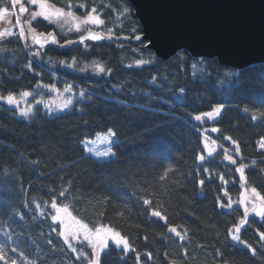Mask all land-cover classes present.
I'll use <instances>...</instances> for the list:
<instances>
[{"label": "trees", "instance_id": "1", "mask_svg": "<svg viewBox=\"0 0 264 264\" xmlns=\"http://www.w3.org/2000/svg\"><path fill=\"white\" fill-rule=\"evenodd\" d=\"M21 2L29 6V0ZM47 2L82 19L96 8L105 24L88 26L109 35L125 37L133 28L142 33L127 0ZM124 7L129 14L122 15ZM0 8L17 10L11 0H0ZM23 16L37 31L54 32L59 44L39 50L41 59L35 61L17 36L0 40V94L69 82L74 103L59 113L38 107L22 117L16 107L0 102V245L6 256L17 264H88L89 248L76 245L78 251L72 252L59 236L60 223L51 220L55 200L88 228L110 227L128 238L132 251L110 245L101 264H264V218L231 233L244 213L220 206V200L227 202L225 192L230 197L242 193L235 171L240 164L246 166L244 183L264 196V150L259 147L264 63L235 69L185 50L163 60L145 41L65 44L78 34H65L41 17L29 22V13ZM137 59L149 63L136 65ZM72 60L77 69L97 61L111 72L92 75L62 67L61 62ZM218 105L223 108L217 117L194 120ZM109 128L117 137L114 158L87 154L84 140ZM227 136L237 142L239 153ZM223 148L235 164L225 159ZM234 234L240 241L232 239Z\"/></svg>", "mask_w": 264, "mask_h": 264}, {"label": "water", "instance_id": "2", "mask_svg": "<svg viewBox=\"0 0 264 264\" xmlns=\"http://www.w3.org/2000/svg\"><path fill=\"white\" fill-rule=\"evenodd\" d=\"M128 1L141 23L140 35L147 42L146 47L163 60L186 50L192 57L216 58L223 66L237 69L264 62V0ZM32 29L35 28H27L30 41L33 42L34 35L39 38L43 34L49 41L43 47L56 44L51 42L49 34ZM95 32L105 37L100 41L109 39V35ZM83 35L87 36L88 31ZM110 36L123 40V37ZM73 43L79 44V39ZM34 45L43 48L40 44ZM250 197L255 202L253 208L264 207L259 197L254 194ZM252 209L239 221L241 230L248 228L251 219L263 218Z\"/></svg>", "mask_w": 264, "mask_h": 264}, {"label": "snow or ice", "instance_id": "3", "mask_svg": "<svg viewBox=\"0 0 264 264\" xmlns=\"http://www.w3.org/2000/svg\"><path fill=\"white\" fill-rule=\"evenodd\" d=\"M30 3L32 5H39V11H34L31 13V19L34 21L36 20L37 17H41L47 21H63L64 23H68L71 21H75L74 27L76 30H80L81 25H104L105 21L103 19H101V16L99 14H97V9L96 8H92L91 11H89L87 13V15L83 18L80 19L79 17H77L75 15V13L71 10L65 11L64 8L61 7H56L55 5L49 4L47 2V0H30ZM17 4H20V0H11V6L13 8H15L17 6ZM71 7V6H70ZM80 7H83V5H80ZM110 7V6H109ZM119 10V9H118ZM26 11V8L23 4H20L19 6V12L20 13H24ZM130 13V9L127 7H124L122 9V15H127ZM9 14V9L8 8H0V20H4L6 19L7 15ZM16 24L20 25L21 24V20L19 18V16L16 17ZM61 28L63 27V24L60 25ZM32 31L34 32L35 29H32ZM88 31V35L84 36L81 35L79 38V42L80 43H84L86 40H91V41H100L102 39H104L105 37H103L100 33H97L95 31H92L91 29H87ZM111 29L108 30L109 33H111ZM139 29L138 28H133L130 32V34L128 36L123 37L122 39L124 41H135L139 44H143V37L138 34L139 33ZM14 31L12 29L9 28H5L3 31H0V38L3 37H12L14 35ZM49 36L51 37V42L52 43H57V37L55 34L53 33H49ZM19 37L20 38H24L25 37V30L23 27H20V31H19ZM107 38L111 39V36L109 35ZM33 42L35 44H40L41 47L44 46V44L48 43V38L44 37L43 34H41V36L38 38L37 36H33L32 37ZM73 43V41L68 40L66 41V44H71ZM135 51V50H133ZM141 51H143V49H141ZM64 63V62H61ZM149 61H145L143 59H137L135 61L136 65H145L148 64ZM68 67H72V65H68ZM88 67V65H85V69ZM92 71L93 73H97V74H103V73H110L111 69H106V67L104 66V64L102 62H97V61H93L92 62ZM129 67H131V65H129ZM193 68L196 67L195 64L192 65ZM85 69H81V71H84ZM155 80V77L153 78ZM45 87H52L54 91H58L57 89L54 88V86H50V85H45ZM73 85H68V87L65 89L66 92L71 91ZM32 93H30L29 91H23L22 93H20L21 98H27L29 96H31ZM86 94L85 92L81 91L80 92V96L84 97ZM0 101H6L8 105H16L17 107L19 106V100L16 98V95L14 93L9 92L6 96L4 95H0ZM41 104H43V107L45 109H50V105L47 103H44L42 100L41 101H37L36 102V107L38 108ZM73 104V100L69 97L64 103H62L59 107L60 108H67L69 105ZM223 108V105H218L216 107H214L212 110L210 111H205L202 112L200 114H197L194 116V120L197 122L202 121L203 119L207 118V119H212L217 117L220 113H221V109ZM33 111V107L31 105H29L27 108H22L20 109V115L22 116H29V114ZM245 111H247V109H245ZM262 115H264V113H262ZM256 117L254 116L253 119H255ZM212 132H216L217 128L213 127ZM116 135V133L112 130V129H107L106 135H104L103 139L106 141H109L112 139V137H114ZM224 139L229 140L232 142L233 145H236L235 147V152L239 153L240 152V147L237 144V142L235 140H232V137L227 136L224 137ZM259 147L261 150H264V137H261L259 140ZM89 151H91L92 149H88ZM111 151V148L108 150ZM97 155H101V153H97ZM103 155H108V152H104ZM201 160L204 159L203 156L200 157ZM225 159L227 161H230L231 163L235 164L236 161L233 159V155H230L227 153V150H225ZM253 163H255V161H253ZM245 165L244 164H240L239 167H237L235 169V171L237 173L240 174V180L243 182L245 180ZM221 180H223V177H221ZM205 183L204 180H200L199 184L203 185ZM252 194H254L255 196L259 197V199L261 201H264V196H261L260 193L257 192V189L255 187H253L251 189ZM225 196H227V192L224 193ZM61 196H64V193H61ZM143 203L145 205H149V201L148 200H144ZM239 203L244 204L245 203V199L242 198ZM221 207H224L225 205L220 204ZM228 208L232 207V203L229 202L227 204ZM51 208L56 210L55 215L51 216V220L52 221H61V224L58 225L59 227H61V230L59 232V236L64 238L65 243H68L69 238L71 237V239H79V232H72L70 233L68 231V225H65L63 223L62 217L60 215V213H68V209L67 207H59L58 204L56 203L55 200L52 201L51 204ZM248 211L249 209L246 207L245 211H244V216L245 218L248 215ZM252 211H256L257 215L260 217H264V207H260L259 209L253 208ZM70 215V214H69ZM153 216L155 217H161V213L159 211H154L152 213ZM73 222L80 225L83 229H84V240L88 241L90 246H91V258L88 259V264H101V251L106 248L107 245V236L108 234H111L112 237L115 240V244L116 245H123V249L128 252V251H132L131 246L129 244L128 238L126 236H122L119 232L114 231L112 228H96L95 229V234L97 236H99V233H101V231H103L105 233V237L102 239H98V242H93L92 240V230L88 228V225L86 224H82L80 221L76 220L74 217L72 218ZM245 221H241V224H244ZM241 228L239 225L234 226L233 228L229 229L228 231L231 233H238L240 232ZM172 232H175V234L177 236H180V233L176 231L175 228L171 229ZM261 238H264V233L260 234ZM232 239L234 241H240V237L239 235H232ZM68 246L71 248L72 252H77V248L73 247L71 243H68ZM248 249L251 250L252 254L255 255V249L252 248L251 245L246 244L245 245ZM11 251L15 252V249H11ZM21 256L24 255L23 252L20 253ZM81 255L83 257H87L88 253H81ZM137 257L139 258V253H137ZM0 261L3 262V264H17V259L12 258L11 256H6L5 251H4V246L0 245Z\"/></svg>", "mask_w": 264, "mask_h": 264}, {"label": "rangeland", "instance_id": "4", "mask_svg": "<svg viewBox=\"0 0 264 264\" xmlns=\"http://www.w3.org/2000/svg\"><path fill=\"white\" fill-rule=\"evenodd\" d=\"M22 0H20V4H23L21 2ZM20 4H17V10L13 9V10H9V14L7 15L6 19L4 20H0V31H3L5 28H9L12 29L14 31V37L18 36L17 35V31L19 28V25L16 24V17L19 16L20 20H21V24L20 26L24 28L25 30V37L23 38V42L28 40V36L26 33V26L27 23L24 21V16L25 13H29V22L32 20L31 19V13L34 11H39V5H32L30 3L29 0V6H25L26 11L24 13H20L19 12V6ZM82 19V18H80ZM52 23H54L55 25H57L59 27V29L61 31H63L65 34H71V33H76V34H82L85 31H87V29H90L88 25H81L80 30H76L74 27L75 21H71L68 23H64L63 21H50ZM61 24H63V27L61 28ZM4 38H8L3 37L0 38V40L4 39ZM27 48L30 50L31 53V57H34V59L40 61L41 59V53L38 49L33 48V46L30 43H27ZM62 64V67H66L68 70L71 71H75V72H79V73H89L92 75H101V74H97V73H93L92 71V62L90 63H86V65H88V67L85 69V65H83V67L81 69H85L84 71H81V69H77L76 68V62L74 60H72L71 62H65ZM72 65V67H68V65ZM68 85H72L69 82H62L61 84H55V85H50V86H54L55 89H57L58 91H54L52 87H45V85H40L39 89L32 92V95L27 97V98H21L20 94L16 95V98L19 100V106L17 107L16 105H10L12 107H16V113L19 116L20 115V109L22 108H27L29 105H31L33 107V111L29 114V117L35 113L36 111V102L37 101H43L44 103H47L50 105V109H45L42 104V106H39L44 112H46L47 114H53V113H59L62 112L64 110L70 109L72 107V104L69 105L67 108H60L59 106L64 103L69 97L71 99H73L74 97V88L72 87L71 91L66 92L65 89L68 87ZM31 93V92H30ZM1 95V94H0ZM2 103L7 104L6 101H0ZM74 103V102H73ZM25 117V116H22ZM28 117V116H27ZM104 135H106V132H102V133H98L96 134L94 137L89 138V139H85L83 144L84 147L86 149L87 154H90L91 156L95 157L96 159L99 160H108L111 158H114L115 156V152H114V148H113V144H115L117 142V137L116 135L114 137H112L111 140L106 141L103 139ZM111 148V151H108ZM207 148L208 150H210L211 146L209 144H207ZM88 149H92L91 151H89ZM104 152H108V155H103ZM97 153H101V155H97ZM246 179L243 181V189L241 190L242 193L239 195V197H230V196H226L227 198V202H223L222 200H220V204L225 205L224 208H227V204L229 202L232 203V207H236V208H240L241 212L244 213L245 208L247 207L249 210H251L254 207V201H252L251 199V187H249L248 185H246ZM244 198L245 199V203L241 204L239 203V201ZM231 207V208H232ZM57 214V213H56ZM63 223L65 225H68V231L70 233L72 232H79V239H71V237L69 238L68 243H71L73 247H76V245L79 246H84L85 248H89L91 250V246L89 244L88 241L84 240V229L73 222V219H71L68 215H66V213H60ZM58 223L61 224V221H57ZM97 228H105V227H97ZM108 228V227H106ZM90 229V228H89ZM96 229V228H95ZM95 229H91L92 230V240L93 242H98V239H102L105 237V233L103 231H101V233H99V236H97L95 234ZM64 240V238H63ZM77 241L79 243H77ZM65 242V241H64ZM68 243H65L68 246ZM107 247L104 248L101 251V254L107 250L109 248L110 245H116L115 244V240L112 237L111 234H108L107 236ZM117 246H121V245H117ZM68 248H70L68 246ZM71 249V248H70ZM78 251V250H77Z\"/></svg>", "mask_w": 264, "mask_h": 264}]
</instances>
